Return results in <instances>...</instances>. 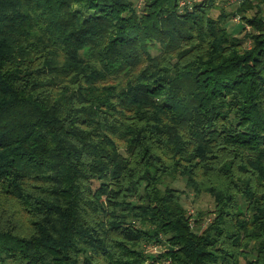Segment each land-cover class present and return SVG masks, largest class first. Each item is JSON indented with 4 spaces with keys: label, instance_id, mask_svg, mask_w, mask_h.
Segmentation results:
<instances>
[{
    "label": "trees",
    "instance_id": "trees-1",
    "mask_svg": "<svg viewBox=\"0 0 264 264\" xmlns=\"http://www.w3.org/2000/svg\"><path fill=\"white\" fill-rule=\"evenodd\" d=\"M179 1L0 0V264H264V0Z\"/></svg>",
    "mask_w": 264,
    "mask_h": 264
},
{
    "label": "rangeland",
    "instance_id": "rangeland-1",
    "mask_svg": "<svg viewBox=\"0 0 264 264\" xmlns=\"http://www.w3.org/2000/svg\"><path fill=\"white\" fill-rule=\"evenodd\" d=\"M219 2V4L221 5L222 8H224L227 13L232 12V15H229V19L232 21V23L225 19L223 21V25L227 28V30L236 35H240V29H241V25L239 27V25L236 26H232L233 23H240L242 24L241 20L236 18V14L235 10H236V6H237V1L236 0H217ZM239 29V30H238ZM242 36V34H241ZM249 43L248 41H246V44ZM172 186L183 190V194L181 196V203L183 204V206L189 210V212L192 210L194 212L197 213V211H202V212H206L210 209H212V198L205 193H200L198 195H195L193 193L192 190L186 188L184 186V181L181 178L175 179V180H167ZM210 218V217H209ZM148 251H152L153 253H156L153 249H148Z\"/></svg>",
    "mask_w": 264,
    "mask_h": 264
},
{
    "label": "crops",
    "instance_id": "crops-1",
    "mask_svg": "<svg viewBox=\"0 0 264 264\" xmlns=\"http://www.w3.org/2000/svg\"><path fill=\"white\" fill-rule=\"evenodd\" d=\"M217 1V0H216ZM237 1V6L240 4V2L242 1V0H236ZM237 6H236V8H237ZM221 11H224L225 13L227 12L224 8H222L221 7V5L219 4V2L217 1L216 2V7H215V9L213 10V15L214 16H217V15H219L220 14V12ZM235 12H236V10H235ZM235 15V14H234ZM236 15H238V14H236ZM227 20H229L231 23H232V21L229 19V16H228V18H226ZM238 21V20H237ZM236 25H239V27H240V23H233L232 24V26H236ZM239 30V29H238ZM236 35H238V34H236ZM240 36V35H239Z\"/></svg>",
    "mask_w": 264,
    "mask_h": 264
},
{
    "label": "built area",
    "instance_id": "built-area-1",
    "mask_svg": "<svg viewBox=\"0 0 264 264\" xmlns=\"http://www.w3.org/2000/svg\"><path fill=\"white\" fill-rule=\"evenodd\" d=\"M197 1V0H180L179 1V7H180V11L183 9V7L188 6L189 8L192 6V4ZM237 20L240 19L239 15H236ZM246 30L249 29L248 25H245ZM193 211L191 210L190 213H192ZM208 221V220H207ZM207 221H203V225L207 223ZM153 250H155V248H153Z\"/></svg>",
    "mask_w": 264,
    "mask_h": 264
}]
</instances>
